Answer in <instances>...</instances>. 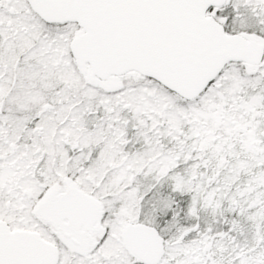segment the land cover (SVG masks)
I'll return each mask as SVG.
<instances>
[{
  "label": "snow or ice",
  "instance_id": "obj_1",
  "mask_svg": "<svg viewBox=\"0 0 264 264\" xmlns=\"http://www.w3.org/2000/svg\"><path fill=\"white\" fill-rule=\"evenodd\" d=\"M0 264H264V0H0Z\"/></svg>",
  "mask_w": 264,
  "mask_h": 264
}]
</instances>
